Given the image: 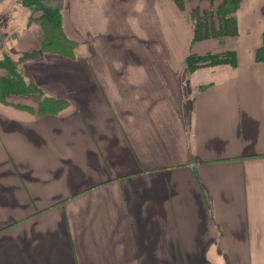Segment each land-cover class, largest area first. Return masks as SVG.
<instances>
[{
  "label": "crops",
  "instance_id": "0c3cea01",
  "mask_svg": "<svg viewBox=\"0 0 264 264\" xmlns=\"http://www.w3.org/2000/svg\"><path fill=\"white\" fill-rule=\"evenodd\" d=\"M183 2L55 1L71 60L0 0V59L41 90L0 102V264H264V0H240L237 37L197 43L190 9L222 0ZM226 51L236 67L187 70Z\"/></svg>",
  "mask_w": 264,
  "mask_h": 264
},
{
  "label": "trees",
  "instance_id": "16d2710c",
  "mask_svg": "<svg viewBox=\"0 0 264 264\" xmlns=\"http://www.w3.org/2000/svg\"><path fill=\"white\" fill-rule=\"evenodd\" d=\"M22 6L29 9V21L37 23L43 30L41 50L43 53L63 56L67 59H75V41L65 37L63 30L62 6L54 5L59 0H21ZM180 9H185L183 0H172ZM240 0H222L217 10H202L199 7L189 11L194 36L193 41L201 42L210 39H224L239 35L237 12ZM53 5V6H52ZM234 51H226L218 54L204 56L189 55L186 58V67L189 72L200 67L228 64L237 66V55ZM258 63H264V34L260 47L254 53ZM0 69L3 71L0 77V102H8L9 98L17 95H29L40 93L41 90L31 81H28L21 69L20 63L9 52L4 51L0 59ZM65 107L64 102L45 97L40 106V112L44 114H57Z\"/></svg>",
  "mask_w": 264,
  "mask_h": 264
},
{
  "label": "rangeland",
  "instance_id": "374dc122",
  "mask_svg": "<svg viewBox=\"0 0 264 264\" xmlns=\"http://www.w3.org/2000/svg\"><path fill=\"white\" fill-rule=\"evenodd\" d=\"M53 6V5H52ZM24 10H26V12H27V10L29 11V9H27V8H25ZM30 12V11H29ZM189 18H190V15H189ZM188 18V19H189ZM19 22H22L21 20L19 21ZM170 22H166V25H168ZM189 23H190V26H192V28L190 27H188V29L191 31V29H193V25H192V22H191V19H189ZM171 25L175 28V30H176V26L173 24V23H171ZM172 26H166V32H172V31H174V29L172 28ZM193 31H194V29H193ZM192 31V32H193ZM166 35H167V33H166ZM178 35V34H177ZM177 35L175 36V38H177L179 41H180V39L177 37ZM193 36H194V32H193ZM184 35H182V40H184ZM174 38V37H173ZM171 43H170V45L167 43V40H166V44H160L159 45V48L160 47H163V48H165L166 50L167 49H173L172 48V42H173V40H171L170 41ZM195 42V41H194ZM202 42V41H201ZM179 45V49H182L183 47H184V45H183V43H182V41H181V43L180 44H178ZM185 47H186V45H185ZM159 48H157V46H151L149 49H148V52H151V54H155V52H160V49Z\"/></svg>",
  "mask_w": 264,
  "mask_h": 264
},
{
  "label": "water",
  "instance_id": "95a60500",
  "mask_svg": "<svg viewBox=\"0 0 264 264\" xmlns=\"http://www.w3.org/2000/svg\"><path fill=\"white\" fill-rule=\"evenodd\" d=\"M6 24V18L5 17H0V38H1V30L3 26Z\"/></svg>",
  "mask_w": 264,
  "mask_h": 264
}]
</instances>
